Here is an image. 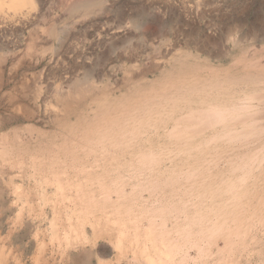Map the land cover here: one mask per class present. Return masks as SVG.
<instances>
[{
	"label": "rangeland",
	"instance_id": "374dc122",
	"mask_svg": "<svg viewBox=\"0 0 264 264\" xmlns=\"http://www.w3.org/2000/svg\"><path fill=\"white\" fill-rule=\"evenodd\" d=\"M75 1L0 0V264H264V0ZM194 95L257 133L176 138Z\"/></svg>",
	"mask_w": 264,
	"mask_h": 264
},
{
	"label": "bare ground",
	"instance_id": "6f19581e",
	"mask_svg": "<svg viewBox=\"0 0 264 264\" xmlns=\"http://www.w3.org/2000/svg\"><path fill=\"white\" fill-rule=\"evenodd\" d=\"M19 1V0H18ZM22 1V0H21ZM73 3V2H72ZM96 3V2H95ZM17 4H18V2H17ZM76 4V3H75ZM74 4V5H75ZM81 4V3H80ZM90 3H85L84 4V6L85 5H89ZM79 5V3H77V6ZM76 6V5H75ZM81 6H83V5H81ZM83 6V7H84ZM79 7V6H78ZM75 8V7H74ZM71 9H73V8H71ZM76 9V8H75ZM78 9V8H77ZM135 25V24H134ZM133 25V26H134ZM137 28V27H136ZM258 38V37H257ZM177 63L175 64V66L174 67H172V73L174 72V71H177L178 73H181L183 70H185V69H192V72H190V73H193V74H199L201 71H205V69L203 68V66H197V64H195L196 65V67L194 66V64L193 63H191V62H188V59H183L182 61H180V60H177L176 61ZM190 63L191 64H193L192 65V67L190 66ZM246 63V62H245ZM252 63V62H251ZM259 65V64H258ZM189 73V72H188ZM212 73H214V74H216V72H212ZM169 77H171L170 75H169V73H165V78L167 79V78H169ZM214 78V77H213ZM162 79H164L163 77H162ZM223 78H220V80L218 79V82L219 81H221ZM226 80V79H225ZM225 80H223V81H225ZM211 81V80H210ZM213 81H215L214 79H213ZM217 82V80L214 82V83H216ZM226 82H228V80L226 81ZM225 82V83H226ZM220 83V82H219ZM224 83V82H223ZM221 84V83H220ZM227 84V83H226ZM239 84V83H238ZM216 85H217V83H216ZM228 85V84H227ZM207 87H209V89L212 87V83H210L209 82V85L207 86ZM220 87V86H219ZM224 87V86H223ZM193 89V88H192ZM224 89H225V87H224ZM147 90H148V87H146V86H142L141 85V87H134L133 88V90H132V95L135 97V101H138V99L140 98L142 101H145V104L146 105H148V108H147V106H145L146 107V109H147V111H150V109H152V107L153 106H157L158 104L157 103H154L153 101H151V98H150V94H148V92H147ZM162 90V89H161ZM189 90V89H188ZM198 90V89H197ZM190 91V90H189ZM194 91H196V89L195 90H192V92L190 91V93H192L193 94V92ZM173 92V91H172ZM175 92V91H174ZM199 92V91H198ZM183 94H184V90H183V92H182ZM200 93V92H199ZM177 94H180V93H177ZM182 94V95H183ZM186 94H187V92H186ZM185 94V95H186ZM252 94V93H251ZM250 94V95H251ZM260 94H261V92H260ZM170 95V94H169ZM181 95V94H180ZM181 95V96H182ZM190 95V94H189ZM197 95V94H196ZM196 95H194L195 96V98H196ZM264 95V94H263ZM167 96H168V94H167ZM178 96V95H177ZM181 96H178V97H181ZM199 96V95H198ZM249 96V95H248ZM133 97V98H134ZM139 97V98H138ZM164 97H166V95L164 96ZM187 97V96H186ZM185 96H184V98H186ZM192 97V96H191ZM230 97V96H229ZM244 98L246 97V96H243ZM242 97V98H243ZM253 97V96H252ZM259 97V96H258ZM264 97V96H263ZM150 98V99H149ZM194 98V97H193ZM232 98H234V97H232ZM240 98V97H239ZM246 98H248V97H246ZM260 98H262V97H260ZM219 99V98H218ZM231 99V98H230ZM236 99V98H235ZM234 99V100H235ZM238 99V98H237ZM141 100H139V101H141ZM179 100V99H178ZM182 101H185L186 99H181ZM180 100V101H181ZM226 100H228V99H226ZM234 100H231V102L232 101H234ZM240 99H238L237 101H239ZM245 100V99H244ZM258 100H260V99H258ZM257 100V101H258ZM213 101V100H212ZM215 101H217V100H215ZM207 102H209V101H207V98H205V97H197L196 99H191V100H187L186 102H185V105L177 112L178 114L177 115H175L174 117H172L171 118V116H169L170 117V119H172L173 120V122H174V124H173V127H170L169 129L171 130V132L173 133V134H175V137L176 138H179L180 136L181 137H184V135H183V131L184 130H186V129H188V131L191 133L192 132V134L193 133H195V132H198L200 129H202L203 127L204 128H206V127H210V126H212V129H213V125H218V124H222L221 125V129H226V127L228 128V126L231 128V126H232V123H233V125H237V126H239L240 127V125H241V127L240 128H242V126L244 127V129H240V131L243 133V138H245L244 136H247V137H250V136H252V134L254 135L255 134V132L256 131H254V128H253V126H255V124H257L256 122L255 123H253V125L251 124V122H248L249 121V119H247V118H249V116H250V118H253V115H254V113L253 112H255V113H257V111L258 110H253V111H249L248 109H250L251 108V105H249L248 107H250V108H248L245 104H247L246 102H245V104H243L244 106H246V107H244L243 105V107L244 108H248V109H246V110H244L243 109V111L242 110H240L239 111V105L237 106V105H234L235 107H236V109H234V110H230V112L228 111V108L230 109V107H228L227 105H225V106H223L222 107V105H221V109H219V108H217V109H219V110H217V109H215V106H216V104L214 105V108H211L210 106H212L213 107V103L210 105V103L208 104ZM230 102V103H231ZM235 102V101H234ZM234 102H232V103H234ZM242 102V101H241ZM137 103V102H136ZM142 103V102H141ZM215 103V102H214ZM236 103V102H235ZM238 103V102H237ZM260 103V102H259ZM144 103H142V105H145ZM218 104V103H217ZM249 104V103H248ZM229 105V104H228ZM230 105H232V104H230ZM229 105V106H230ZM256 105V104H255ZM219 106V104L217 105V107ZM226 106H227V108H226ZM234 106H232V107H234ZM242 106L240 105V109L242 108ZM154 107V108H155ZM220 107V106H219ZM252 107L254 108V106H253V104H252ZM253 108H251V109H253ZM130 109V110H129ZM125 113H123L122 114V117L123 118H125L126 119V121H127V119H130V118H132L134 115H133V113L131 112V108H129ZM143 109H145V108H143ZM238 109V110H237ZM153 110V109H152ZM236 110V111H235ZM249 111L250 112V114H248V112H245V111ZM103 111V110H102ZM144 111V110H143ZM261 111V110H260ZM120 113V112H119ZM131 113H132V116H130L131 115ZM144 113V112H143ZM145 113H147L146 112V110H145ZM176 113V112H175ZM148 114H149V112H148ZM147 114V115H148ZM144 115V114H143ZM125 116V117H124ZM146 119V118H145ZM122 120V119H121ZM233 121L232 123H231V121ZM256 120H258V119H256ZM95 121V120H94ZM102 121V120H101ZM124 122V123H126L125 125L127 126L129 123H127V122ZM130 121H132L131 119H130ZM252 121L254 122V120L252 119ZM104 122V121H103ZM235 122V123H234ZM152 123V122H151ZM231 123V124H230ZM118 124V123H117ZM116 124V125H117ZM122 124V123H121ZM137 124V123H136ZM182 125V126H184V128H179L180 126H178V125ZM231 126H230V125ZM114 125H115V123H114ZM114 125H111V126H114ZM115 125V126H116ZM124 124L123 125H118V126H116V127H118V128H116V129H119V128H121V129H123V126H125ZM110 126V127H111ZM133 126V125H132ZM135 126V125H134ZM171 126V125H170ZM259 126V125H258ZM186 127V128H185ZM215 127V126H214ZM218 127V126H217ZM224 127V128H223ZM234 127V126H233ZM239 127H236V129L237 128H239ZM179 128V129H178ZM204 128L202 129V130H204ZM211 128V127H210ZM219 128H220V126H219ZM230 128H228L229 129V132H228V136H229V138H231L230 137V135L232 134V133H234V134H236V131H235V129H233V130H231ZM262 128H264V127H262ZM108 129V128H107ZM111 129H114V127H112ZM121 129H119V131L121 130ZM126 128L124 127V131H122V132H125L126 130H125ZM127 129H129V128H127ZM132 129H133V127H132ZM168 129V130H169ZM184 129V130H183ZM207 129V128H206ZM257 129H261V128H257ZM98 130V129H97ZM101 130H102V128H101ZM168 130H167V132H168ZM170 130H169V132H170ZM192 130V131H191ZM210 130V129H209ZM231 130V131H230ZM250 130H253V131H250ZM256 130V129H255ZM104 131V130H103ZM107 131V130H106ZM112 131V130H111ZM118 131V133H122L121 131L119 132ZM128 131V130H127ZM176 131V132H175ZM187 131V132H188ZM217 131H219V130H217ZM226 132H224V130L223 131H220V133L221 132H223V134L224 133H227V129L225 130ZM240 131L238 130L237 131V133L239 134L240 133ZM110 132V131H109ZM129 132H131V131H129ZM171 132H170V134H171ZM186 131H185V133H187ZM230 132H232L231 134H230ZM248 132V133H247ZM249 132H251L250 134H249ZM254 132V133H253ZM110 133H112V132H110ZM220 133H219V137H217L218 139L223 135H221L220 136ZM257 133V132H256ZM107 134V133H106ZM125 134V133H124ZM168 134V133H167ZM170 134H168V135H170ZM173 134H172V136H173ZM176 134H181V135H176ZM234 134H232V137L234 138V139H232L233 140V142L232 143H234L239 137L236 135V137H234ZM245 134H247V135H245ZM250 136H249V135ZM109 135V134H108ZM115 135V134H114ZM119 135V134H118ZM131 135V134H130ZM183 135V136H182ZM185 135H187L188 136V134H185ZM226 135V134H225ZM240 134H239V136H241ZM257 135V134H256ZM121 136H123V133L121 134ZM193 136V135H192ZM255 136V135H254ZM168 137H170L171 138V135L170 136H168ZM224 137V136H223ZM238 137V138H237ZM246 137V138H247ZM81 138V137H80ZM102 138V137H101ZM211 138H212V136H211ZM216 138V137H215ZM222 138V137H221ZM225 138H228L227 136H225ZM235 138H237V139H235ZM181 139V138H180ZM184 139H186V138H184ZM223 139V138H222ZM241 138H239V140H240ZM99 140V139H98ZM216 140V139H215ZM224 140V139H223ZM228 141L229 142V140L228 139H225V141ZM231 140V141H232ZM235 140V141H234ZM242 141H243V139H241ZM245 140V139H244ZM257 140V139H256ZM65 141V140H64ZM106 141V140H105ZM123 141V140H122ZM178 141V140H177ZM183 141V140H182ZM182 141H178V142H182ZM185 141V140H184ZM239 142V141H238ZM241 142V141H240ZM246 142V141H245ZM249 142V141H248ZM74 143V142H73ZM113 143V142H112ZM141 143V142H140ZM208 143V142H207ZM121 144V143H120ZM73 145V144H72ZM95 147V146H94ZM129 148V147H128ZM263 148V147H262ZM76 149V148H75ZM91 149V148H90ZM104 149V148H103ZM194 149V148H193ZM82 150V149H81ZM101 150V149H100ZM259 151V150H258ZM264 151V150H263ZM75 153V152H74ZM132 154H133V152H132ZM148 154V153H147ZM177 154V153H176ZM256 154V153H255ZM110 155V154H109ZM112 155V154H111ZM136 155V154H135ZM146 155V154H145ZM148 155H151V154H148ZM248 155V154H247ZM140 156V155H139ZM89 157V156H88ZM144 158H142V159H145V157L146 156H143ZM245 157V156H244ZM244 157H243V159H244ZM140 158V157H139ZM236 158V157H235ZM124 160V159H123ZM136 160V159H135ZM147 160V162L150 160H148V159H146ZM250 160V159H249ZM255 160V158H253V161ZM98 161V160H97ZM154 161V160H153ZM245 161H246V159H245ZM252 161V163H254ZM259 161V160H258ZM262 161V160H261ZM120 163L122 162V161H119ZM124 162V161H123ZM131 162V161H130ZM144 162V161H143ZM146 162V163H147ZM248 162V161H247ZM140 163H142V160H140ZM145 163V164H146ZM150 163V161L147 163V164H149ZM153 163V162H152ZM250 163V162H249ZM252 163H250V165L252 164ZM256 163H258L257 161H256ZM123 164V163H122ZM130 164V163H129ZM242 164V163H241ZM246 164H248V163H243L242 165L243 166H245ZM91 165V164H90ZM119 165V164H118ZM125 165V164H124ZM124 165H122V168H123V166ZM126 165H127V162H126ZM139 165V164H138ZM249 164H248V166H250ZM257 165V164H256ZM116 166H117V164H116ZM144 166V165H143ZM239 166H241V165H239ZM238 166V167H239ZM243 166L242 167H240L241 168V170H242V168H243ZM89 167V166H88ZM125 167V166H124ZM127 167V166H126ZM129 167V166H128ZM131 167V166H130ZM245 167H247V166H245ZM68 168V167H67ZM98 168V167H97ZM121 168V167H120ZM146 168V167H145ZM240 168H238V170L240 169ZM249 168V167H248ZM84 169V168H83ZM129 169V168H128ZM74 170V169H73ZM76 170V169H75ZM233 170V169H232ZM245 170V169H244ZM247 170V169H246ZM104 171V170H103ZM140 172V171H139ZM171 172V171H170ZM138 175V174H137ZM100 177V176H99ZM187 177V176H186ZM118 178V177H117ZM96 179V178H95ZM85 181H86V179H85ZM142 181H144V180H142ZM166 181V180H165ZM147 182V181H146ZM73 183V182H72ZM76 183V182H75ZM97 183V182H96ZM148 184V183H147ZM83 186V185H82ZM141 186V185H140ZM139 186V187H140ZM142 187H144V186H142ZM71 189V188H70ZM140 190H141V188H140ZM120 191H122V190H119V191H117V193L119 192L120 193V195L122 194V193H124V192H120ZM102 194V193H101ZM94 197V196H93ZM124 197V196H123ZM76 198H78V197H76ZM189 199V198H188ZM108 200V199H107ZM168 200V199H167ZM166 201V200H165ZM134 205V204H133ZM183 206V205H182ZM157 208H159V207H157ZM162 209V208H161ZM115 210V209H114ZM153 211H154V209H153ZM125 213V212H124ZM116 214V213H115ZM143 214V213H142ZM140 215V214H139ZM126 216V215H125ZM149 216V215H148ZM156 218V217H155ZM177 219H178V217H177ZM184 219V218H183ZM199 219V218H198ZM246 219V218H245ZM112 221V220H111ZM150 221V220H149ZM133 222V221H132ZM206 222V221H205ZM232 222V221H231ZM164 224V223H163ZM210 224H211V222H210ZM227 225V224H226ZM119 226V225H118ZM157 226V225H156ZM146 227V226H145ZM183 227V226H182ZM184 227H185V225H184ZM209 228L210 227H207L206 229H208L209 230ZM213 228V227H212ZM212 228H210V230H211V234H213V236L214 235H216L214 232H216L215 231V229L218 231V228H220V227H215V229H214V231H213V229ZM138 229V228H137ZM160 229V228H159ZM188 230V229H187ZM209 230V231H210ZM224 230V229H223ZM146 231V230H145ZM180 231V230H179ZM205 231H207V230H203V233L205 232ZM232 231V230H231ZM118 232V231H117ZM178 232V231H177ZM201 232V231H200ZM145 233V232H144ZM166 233V232H165ZM210 233H208V231H207V234H208V236H206V237H208L209 238V235H210ZM160 234H162V233H160ZM159 234V235H160ZM200 234V233H199ZM205 234H206V232H205ZM219 235V234H218ZM204 236V235H203ZM205 236H204V238H205ZM210 236H212V235H210ZM159 237V236H158ZM216 237V236H215ZM161 238H162V236H161ZM183 238V237H182ZM134 239V238H133ZM136 239V238H135ZM147 239V238H146ZM164 239V238H163ZM168 239V238H167ZM166 239V240H167ZM170 239V238H169ZM213 239H215L214 237H213ZM216 239H217V237H216ZM223 239V241H224V238H222ZM171 240V239H170ZM209 240H211V238L209 239ZM160 241V240H159ZM181 241V240H180ZM189 241V240H188ZM212 241V240H211ZM161 242V241H160ZM168 242H169V240H168ZM176 242V241H175ZM227 242V241H226ZM162 243V242H161ZM213 243V242H212ZM165 244V243H164ZM172 244H173V242H172ZM172 244H171V246H172ZM186 244V243H185ZM227 244L228 243H226V246H227ZM174 245V244H173ZM213 245V244H212ZM223 245H225V243L223 242V244H222V246ZM166 246H167V243H166ZM177 246V245H176ZM179 246V245H178ZM206 246H207V244H206ZM209 246V245H208ZM226 246H223V247H226ZM168 247H170V245L168 244ZM222 247V248H223ZM162 248V247H161ZM175 248H177V247H175ZM166 249H168V248H166L165 247V250ZM170 249V248H169ZM207 250V249H206ZM228 250H229V248H228ZM169 251V250H168ZM175 253V252H174ZM184 255V254H183ZM159 256V255H158ZM232 256V255H231ZM171 257V256H170ZM205 257V256H204ZM133 258V257H132ZM169 258V257H168ZM183 258V257H182ZM131 259V258H130ZM165 259V258H164ZM163 259V260H164ZM171 259V258H170ZM226 259V258H225ZM134 260V259H133ZM173 260V259H172ZM167 261V260H166ZM193 261V260H192ZM168 262H170V264H171V262L172 261H168ZM180 262V261H179ZM138 263V262H137ZM176 264V263H175ZM181 264V263H180Z\"/></svg>",
	"mask_w": 264,
	"mask_h": 264
},
{
	"label": "crops",
	"instance_id": "0c3cea01",
	"mask_svg": "<svg viewBox=\"0 0 264 264\" xmlns=\"http://www.w3.org/2000/svg\"><path fill=\"white\" fill-rule=\"evenodd\" d=\"M75 3H76V4H75ZM77 3H79L78 6H81V5L84 6V4L87 3V2H86V0H76V1L74 2V4L76 5V6H74L75 8L78 7V6H77ZM80 3H81V4H80Z\"/></svg>",
	"mask_w": 264,
	"mask_h": 264
}]
</instances>
